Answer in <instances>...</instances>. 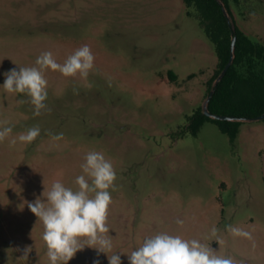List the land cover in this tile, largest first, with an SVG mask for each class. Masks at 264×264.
<instances>
[{"label":"rangeland","instance_id":"374dc122","mask_svg":"<svg viewBox=\"0 0 264 264\" xmlns=\"http://www.w3.org/2000/svg\"><path fill=\"white\" fill-rule=\"evenodd\" d=\"M230 10V23L264 46V0H235ZM187 12L182 0H0V128H12L0 142V264H50L27 205L57 180L75 190L89 151L116 172L107 224L109 255L121 264L161 232L200 240L235 264H264V119L243 122L233 143L212 122L191 133L217 57ZM84 45L94 68L86 79L46 70L41 115L27 95L3 89L6 72L36 66L43 52L63 64ZM33 126L32 143L9 146ZM68 264L109 261L86 246Z\"/></svg>","mask_w":264,"mask_h":264},{"label":"clouds","instance_id":"9594fccd","mask_svg":"<svg viewBox=\"0 0 264 264\" xmlns=\"http://www.w3.org/2000/svg\"><path fill=\"white\" fill-rule=\"evenodd\" d=\"M94 59L87 45L69 55L63 64L58 63L51 52H43L37 57L36 66L6 72L3 89L9 94L27 95L34 106V116H39L47 107L48 81L45 71H59L65 77L79 75L86 79L94 68ZM11 133V127L0 128V142L5 141ZM39 135L40 128L33 126L12 138L9 146L14 147L17 141L30 144ZM51 139L62 140L63 133L51 135ZM80 167L82 174L75 178V190L57 180L42 193L43 200L38 198L27 205L42 222V240L46 245L48 260L50 264H68L78 251L87 246L96 249L98 254H107L109 264H121L119 255H109L113 247L107 224L112 204L109 190H115L116 180L113 164L102 152L89 151ZM176 223L183 226L184 221L178 219ZM228 230L233 235H248L232 226H228ZM217 231L213 227L212 236H216ZM29 252L31 248L26 247L22 258L27 259ZM126 254L129 264H235L231 257L217 255L200 240H186L164 232L145 237L139 247Z\"/></svg>","mask_w":264,"mask_h":264},{"label":"trees","instance_id":"16d2710c","mask_svg":"<svg viewBox=\"0 0 264 264\" xmlns=\"http://www.w3.org/2000/svg\"><path fill=\"white\" fill-rule=\"evenodd\" d=\"M218 1L230 16V4L235 0H182L185 9L190 11L187 13L194 14L214 47L217 57L214 81L229 61L231 41L235 38L232 64L221 81L211 86L208 92L213 90L208 111L215 115L255 119L264 113V46L229 23ZM190 121L192 134L196 135L205 122H212L229 137L231 143L243 123L213 120L205 116L203 110L196 111Z\"/></svg>","mask_w":264,"mask_h":264},{"label":"water","instance_id":"95a60500","mask_svg":"<svg viewBox=\"0 0 264 264\" xmlns=\"http://www.w3.org/2000/svg\"><path fill=\"white\" fill-rule=\"evenodd\" d=\"M219 4L221 5V9H222V12H223V15L225 16V18L227 19V21L230 23V20H229V15L227 13V10L225 9L224 5L218 1ZM234 46H235V38L232 39L231 41V45H230V57H229V61L228 63L226 64L225 68L223 69V71L221 72V74L218 76V78L215 80L214 82V86H216V84L218 82L221 81V79L223 78V76L225 75L226 71L228 70V68L230 67V65L232 64V61H233V58H234ZM213 94V90L210 91L209 95H208V98H207V101H206V104L204 106V109H203V114L213 120H219V121H231V122H245V121H259V120H263L264 119V113L260 116H258L257 118L255 119H245V118H235V117H228V116H221V115H215V114H212L208 111V102L211 98Z\"/></svg>","mask_w":264,"mask_h":264}]
</instances>
